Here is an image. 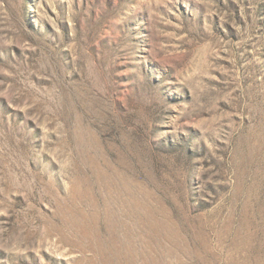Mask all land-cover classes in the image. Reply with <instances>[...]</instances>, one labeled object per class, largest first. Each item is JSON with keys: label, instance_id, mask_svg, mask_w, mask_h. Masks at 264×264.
<instances>
[{"label": "rangeland", "instance_id": "1", "mask_svg": "<svg viewBox=\"0 0 264 264\" xmlns=\"http://www.w3.org/2000/svg\"><path fill=\"white\" fill-rule=\"evenodd\" d=\"M0 264H264V0H0Z\"/></svg>", "mask_w": 264, "mask_h": 264}]
</instances>
